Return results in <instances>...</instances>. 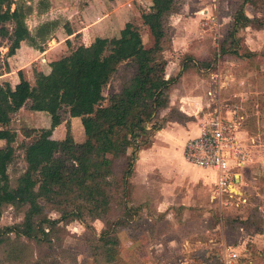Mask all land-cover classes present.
Here are the masks:
<instances>
[{"label": "trees", "instance_id": "trees-1", "mask_svg": "<svg viewBox=\"0 0 264 264\" xmlns=\"http://www.w3.org/2000/svg\"><path fill=\"white\" fill-rule=\"evenodd\" d=\"M249 1L240 0L235 5L226 25L223 54L241 56L240 30L261 26L259 18L249 16L244 10ZM180 2L153 0L149 10L141 14L142 23L151 35L149 46L144 44L139 26L126 22L118 36L97 37L91 45L78 44L51 60L49 72L35 74L33 85L22 75L14 86L8 82L0 84V139L5 141V146L0 148V214L4 204L27 205L23 221L5 227L4 232L38 236L44 232L46 223L55 222L45 214L47 205L58 210L61 219L69 220L85 214L99 219L115 209L117 217L104 220L105 227L94 243L97 254L108 263L119 257L113 244L119 239L117 228L129 226L125 216H132L131 206L144 223L152 220L151 228L167 220L166 212L152 210L147 194L141 205H131L135 186L132 176L139 151L148 148L154 134L174 120L169 115L161 116L160 111L169 107L170 92L178 84L181 73L189 67L198 71L211 65V61L201 63V59L188 53L180 60L182 68L175 75L165 76L168 60L164 52L170 49L172 38L168 17L179 9ZM12 4L13 0H0V35L9 36L13 42L24 40L37 45L38 39H46L50 27L57 26L55 21L42 23L34 35L26 24L27 7L22 4L12 7ZM8 22L13 23L11 32L6 26ZM66 31L72 33L69 28ZM66 43L70 45L69 40ZM8 51L11 53L12 48ZM122 65L131 69L130 75L122 78L118 91L105 97L104 87ZM105 99L106 104H102ZM28 101L30 110L48 113L49 125L42 127L26 145L27 165L12 187L7 166L14 155L16 132L9 124L12 115ZM63 108L70 117L80 118L83 141L74 139L68 121L62 138L51 137L54 128L62 122ZM172 208L177 212L182 210V206ZM247 220L241 219L239 224L246 226ZM254 232L264 233V230ZM141 235L142 231L128 239L132 248L144 247ZM206 253H200L195 262L221 264L216 252Z\"/></svg>", "mask_w": 264, "mask_h": 264}, {"label": "rangeland", "instance_id": "rangeland-1", "mask_svg": "<svg viewBox=\"0 0 264 264\" xmlns=\"http://www.w3.org/2000/svg\"><path fill=\"white\" fill-rule=\"evenodd\" d=\"M13 1L12 7L15 4L27 7L26 24L31 33L35 35L37 28L47 21V15L37 17L36 14L39 8H44L47 0ZM55 1L60 3L58 0ZM87 1L72 0L70 4H67L68 10H78L76 6L86 5ZM110 1L114 0H94L93 4L97 13L109 10ZM117 1L121 3L126 0ZM180 1L179 9L168 17V23L172 28L171 37H174L176 41H179V37L186 36L188 50L185 51L186 42H181V45L179 44L181 47L174 50L171 40V47L164 52V56L168 62L169 60L176 61L179 64L186 54L191 53L197 57V60L201 59L199 60L201 63L211 61V65L206 70L197 71L193 67L185 69L174 88L181 93L182 80L188 81L193 76L209 80V82H203V85L206 84L204 87L206 99L203 108L198 113V117L193 119L198 122V126L205 117L209 116L214 107H219L222 112H226L225 116L234 117L235 123L232 130L234 155L231 154L230 165L234 167L235 173H241L243 176L241 187L246 196V204L235 210L218 211L210 204L207 195L202 193L194 198L196 202L193 200L196 207L190 211H184L185 218L181 223L177 222V218L182 220V212L179 211L177 217L171 212L169 218L155 228L150 227L152 220H147L148 225L141 218H137L136 212L134 213L135 208L131 206L132 216H125L129 226L124 229H121L120 226L117 228L116 234L119 239L116 244H113L119 257L108 263L102 255L97 254L94 243H96L95 238L105 227L104 220L110 221L116 218L117 210L112 209L109 215L99 219L85 214L82 218L69 220V218L61 219L60 212L47 205L45 214L55 222L46 223L44 232L32 237L15 232H4L5 227L21 223L27 209V205L4 204L0 214V264H159L158 254L163 256L165 253L174 254V250L180 251L185 245L184 240H187L191 247L195 248L191 255L193 260L205 251L216 252L219 256L224 247H237L240 249L241 255H248L252 259L253 264H264V233L254 232L257 229L264 230V0H250L244 7L249 16H256L260 19L261 26H248L240 30L238 51L241 56L238 57L223 54L221 47L226 41V25L231 19L236 3L240 0ZM147 6H149L148 3ZM119 7L123 9V6ZM138 11H140L138 12V16L140 15L138 24L135 23V19H131V21L139 26L143 42L149 46L152 42L151 35L141 19V14L144 12ZM57 15L59 16V14ZM78 15L79 13L74 14L72 18L76 19ZM64 20L65 18L60 15L58 26L50 27L46 39H38L37 45L26 41L28 47L32 50L53 47L47 56V59L51 60L68 53L73 46L65 41L61 43L62 47L58 45L55 48L57 42L65 37ZM75 22L79 23L78 19L73 21V23ZM122 22L123 18L119 20L114 17L112 32L117 33V27ZM6 26L11 32L13 23L8 22ZM81 37L82 33H78L76 36L72 35L71 38L77 45L81 41ZM97 37L99 36L94 37L93 42ZM8 40L9 36L0 35V47L9 45ZM1 51L3 50L1 49ZM249 51L254 54H250ZM6 53L10 54L9 51ZM206 58L209 59L206 60ZM34 64L35 61L29 64L28 68L34 69ZM193 64L195 63L193 62ZM130 73L129 67L120 66L119 71L104 87L105 97L118 91L122 78L128 77ZM34 83L35 77L31 84ZM106 102L105 99L102 104H106ZM25 105L29 109V101ZM176 105H169L160 111V115H169L172 119L183 122L186 118H182ZM26 111L22 110L21 115L14 113L9 124V127L16 132V139L13 143L14 155L7 166V174L12 187L16 185L18 177L26 168V145L36 138L42 127L49 124L47 112L43 111L46 116L45 124L43 117L31 116ZM60 115L62 123L58 127V134L59 132L64 134L65 123L68 121L72 127L74 139L83 141L85 136L80 120H71L64 108L60 111ZM4 146L5 142L0 144V148ZM176 152L181 154L180 150ZM179 154L175 159L180 158L182 161L183 157ZM149 165L151 164L138 165L139 175L135 173L132 176V181L137 184L132 191L133 204L131 205H141L140 201L146 194H151L152 191V194L155 195L158 192V188L153 185L152 181V175L156 171H152L146 176H140L144 170L149 169ZM169 165L176 164L172 161ZM209 175L213 177L212 173ZM163 177L166 178L167 175ZM168 182L182 183V181L173 180ZM152 186L155 189L151 190ZM155 198L157 199V195ZM173 210L175 214V208ZM204 211H206L205 214ZM219 217L222 219L220 220ZM246 218H248V223L246 226H241L239 224L241 219ZM141 231L142 239H140L143 241L144 247L141 249L132 248L128 239ZM249 251H252L253 255H249Z\"/></svg>", "mask_w": 264, "mask_h": 264}, {"label": "crops", "instance_id": "crops-1", "mask_svg": "<svg viewBox=\"0 0 264 264\" xmlns=\"http://www.w3.org/2000/svg\"><path fill=\"white\" fill-rule=\"evenodd\" d=\"M58 1L60 3H57L55 0L45 1L46 5L44 8H39L36 13L37 17L47 15L46 22L55 21L57 26L60 15L65 18L63 25L66 29L69 28L73 34H67V31H65V37L57 42L55 48L58 45L59 47H62L61 43L64 41L66 42V40L70 41L71 46H76V42H74L71 37L72 35L76 36L78 33H82V37L77 45H91L95 36H118L126 22H132L131 19H135V23L138 24V17H140V15L138 16V12H140L138 10L147 12L150 5L153 3L151 0H126L121 3L114 0L110 1L109 10L97 13L95 5L93 4L94 0H88L86 5H82L81 7L76 6L78 10L73 9L72 11H69V6H67L72 0ZM147 3L149 6H147ZM119 6H123L124 10ZM77 13H79V15L76 19H78L80 24L78 22L73 23L76 19H73L72 16ZM57 14H59V16ZM114 17H117L119 20H122L123 18V22L117 27V33L112 32V22ZM70 25H76L78 27H70ZM172 38V48L174 50L181 47V42H186L185 51L188 50V42L186 41L185 35L183 38L179 37V41H176L174 37ZM8 41L9 45H3L0 47V84L8 82L11 86H14L16 83L20 82L21 75L26 82L31 84V82L34 81L35 74L39 73L44 75L49 72V62L51 59H47V56L49 50L53 47L51 49L40 48L39 50H32L24 40L13 42L9 39ZM9 48H12L13 52L5 54L6 51L8 52ZM1 49L3 51H1ZM33 61H35V68L29 69L28 65ZM179 68H182L181 63L178 64L176 61L169 60L165 69V76H172L176 71H179ZM191 78L192 79L188 81H185L184 79L182 80L181 93L177 91L178 89L174 88L170 95V106L171 104H177L176 108L186 117V119L183 122L172 120L167 123L164 128L158 130L153 136L152 144L148 148L139 151L134 170V174L137 173L139 175V171L137 170L138 165H144L146 163L151 164L149 165L150 167H148L149 169L144 170L143 174L140 175L146 176L150 172L156 171V173L152 175V181L153 185L158 188V192L156 191L157 194H155L157 195V199L155 198V195L152 194V191L151 194H147L150 197V207L157 213L166 212L165 218L168 219L171 212L177 217L178 212L176 210L174 214V208L172 207L182 206V220L177 218L178 223H181L184 220V211H190L196 207L193 200L195 201L194 198L199 194L203 193L207 195L208 201L215 207V203H213L211 199L216 179L215 172L210 169L196 167L188 163L184 158L182 161L180 158H177L179 161L175 159L176 155L179 154V152H176L178 150L181 152L179 155L183 157V145L185 141L198 133V122L193 119L198 117V113L202 110L206 99L204 93V87L206 84L203 85V82L206 83L209 82V80L200 76H193ZM25 104L15 113V115H21L22 110H27L26 112L31 116L43 117L46 124V116L43 114V111L27 109ZM70 118L71 120H80L79 117ZM60 124L54 128L51 135L52 138L60 139L64 136L65 132L64 134L61 132L58 134L57 130ZM3 142L5 141L0 139V144ZM172 161H174L176 165H169ZM176 161H178V163H176ZM210 173L213 174V177L209 175ZM166 175V178L163 177ZM235 176V180L242 185V174L235 173ZM169 180L182 181V183L175 184L168 182ZM153 189L155 188L152 186L151 190ZM205 213L206 211H204V214ZM184 244L185 245L180 251L174 250V254L165 253L163 256L158 254V260L160 261L159 264H197L195 258L193 260L191 256L195 251V248H192L187 240H184ZM205 252H207L206 254L209 253L208 251Z\"/></svg>", "mask_w": 264, "mask_h": 264}, {"label": "built area", "instance_id": "built-area-1", "mask_svg": "<svg viewBox=\"0 0 264 264\" xmlns=\"http://www.w3.org/2000/svg\"><path fill=\"white\" fill-rule=\"evenodd\" d=\"M225 113L221 108L214 107L209 116L201 121L198 133L183 145V158L188 163L215 172L211 199L218 211L235 210L246 204L244 190L235 180V171L230 165L231 154L234 155V117H227ZM243 251L246 252L245 249ZM219 260L221 264H253L252 259L241 255L237 247H224L219 253Z\"/></svg>", "mask_w": 264, "mask_h": 264}]
</instances>
